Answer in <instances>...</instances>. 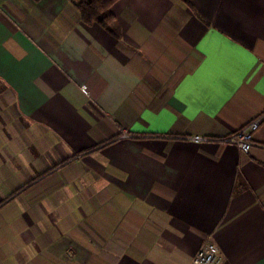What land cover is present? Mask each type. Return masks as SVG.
Masks as SVG:
<instances>
[{
	"label": "crops",
	"instance_id": "obj_1",
	"mask_svg": "<svg viewBox=\"0 0 264 264\" xmlns=\"http://www.w3.org/2000/svg\"><path fill=\"white\" fill-rule=\"evenodd\" d=\"M110 11L0 0V264H264V0Z\"/></svg>",
	"mask_w": 264,
	"mask_h": 264
},
{
	"label": "built area",
	"instance_id": "obj_2",
	"mask_svg": "<svg viewBox=\"0 0 264 264\" xmlns=\"http://www.w3.org/2000/svg\"><path fill=\"white\" fill-rule=\"evenodd\" d=\"M85 89V85L80 86ZM263 116L250 119L245 125L233 133L219 138L222 143H234L240 151H248L252 145V133L259 126ZM201 136H194V141L206 140ZM222 254L219 246L211 239H205L193 255L189 264H221Z\"/></svg>",
	"mask_w": 264,
	"mask_h": 264
},
{
	"label": "trees",
	"instance_id": "obj_3",
	"mask_svg": "<svg viewBox=\"0 0 264 264\" xmlns=\"http://www.w3.org/2000/svg\"><path fill=\"white\" fill-rule=\"evenodd\" d=\"M72 2L80 19L85 24L98 23L112 35L119 37L121 28L119 23L110 11V6L116 0H69ZM186 4H190V0H182Z\"/></svg>",
	"mask_w": 264,
	"mask_h": 264
},
{
	"label": "rangeland",
	"instance_id": "obj_4",
	"mask_svg": "<svg viewBox=\"0 0 264 264\" xmlns=\"http://www.w3.org/2000/svg\"><path fill=\"white\" fill-rule=\"evenodd\" d=\"M21 184L20 182H9V183H0V215L4 212L5 208L13 205V203H17L21 200L22 193H20V189L16 190L14 194L11 196L5 197L8 194L5 192L6 186H14V185H19ZM3 189V190H2Z\"/></svg>",
	"mask_w": 264,
	"mask_h": 264
}]
</instances>
